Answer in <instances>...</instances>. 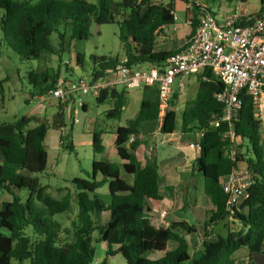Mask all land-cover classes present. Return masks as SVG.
<instances>
[{"label":"trees","instance_id":"16d2710c","mask_svg":"<svg viewBox=\"0 0 264 264\" xmlns=\"http://www.w3.org/2000/svg\"><path fill=\"white\" fill-rule=\"evenodd\" d=\"M180 1L190 9L191 34L188 38H191L199 18L210 9L196 0ZM226 2L234 5L247 0ZM263 8L264 0H261L259 12ZM0 11V48L7 47L23 60L38 61L46 54H54L56 49L51 44L54 34L62 54L66 46L88 40L93 19L98 25H118L124 57L130 68L144 64L160 66L175 54L157 51V37L165 28L175 24L173 6L164 5L160 0H97L96 5L85 0H0ZM62 54L58 55L61 63L64 60ZM91 59L94 64L90 76L94 79L102 78L120 62L119 58ZM84 63L85 55L77 53L76 67L84 68ZM60 74L59 69L55 74L30 73L32 97L42 96L53 89ZM204 77L206 80L199 78L196 96L186 103L181 117L183 133H199L206 129L196 162L198 171L204 176L205 194L212 204L211 211L207 213L204 235L207 238L209 230L229 215L222 180L233 168L245 164L254 183L249 198L234 215L241 230H229L226 237H219L215 242L204 240L198 251L199 257L193 258L186 236L197 234L195 226L172 223L167 230H158L152 225L144 212L143 202L145 199H160L159 167L155 158H148L145 166L138 168L134 154L143 139L142 133L147 132L145 126L159 124L160 119L158 91L146 87L137 118L116 131L117 154L124 162V173L133 177L132 185L121 178L117 165L95 160L91 180H72L76 194L68 191L62 199H54L46 193L47 188L36 176L47 169L44 142L49 124L35 117H25L18 123H0V193L12 197L10 202L0 203V264L25 261L30 264H93L95 235L106 245L107 256L121 255L127 264H238L235 254L242 249L248 251V264H254L253 254L264 253L262 122L256 116L253 97L242 94L243 107L234 124L239 152L235 161L230 160L228 142L224 139L225 127L207 128L209 119L222 113L216 95L223 90V84L211 72ZM109 99L115 103L108 117L121 120L125 93L103 92L96 103L102 105ZM174 105V101H170V109L159 129L160 135L171 136L177 130V113L171 108ZM32 123L34 127H31ZM52 126L57 130L67 127L59 111ZM102 135L98 131L93 134L95 155L105 151ZM132 137L134 141L130 142ZM61 139L64 151L74 150L71 131ZM241 149L245 154L240 153ZM27 171L29 176L24 175ZM98 175L103 179L97 180ZM105 185L109 186V204L96 194ZM21 190L29 191L26 201L19 195ZM91 194L95 195L91 197ZM73 201L78 212L70 227L66 228L56 217L68 213ZM102 212L109 214V220L106 224L97 225L93 215ZM170 242L176 244L175 249L168 250Z\"/></svg>","mask_w":264,"mask_h":264},{"label":"built area","instance_id":"2783aa9c","mask_svg":"<svg viewBox=\"0 0 264 264\" xmlns=\"http://www.w3.org/2000/svg\"><path fill=\"white\" fill-rule=\"evenodd\" d=\"M234 7L220 15L205 11L199 18L195 33L187 40L185 47L171 55L160 66L147 70L130 68L127 58L120 60L114 70L100 79L91 76L71 79L66 70L71 61L63 60L62 72L54 88L42 96H36L39 104H51L72 123H80L78 115L85 107L88 95L98 99L103 92L124 88L132 92L140 88H155L160 100V119L158 132L166 112L170 109V101L177 81L181 83V91L186 84L184 79L198 76L206 80L207 72L214 74L223 84V90L216 95V101L222 106L220 115H213L207 122V128L225 127L224 139L228 142V154L232 161L236 160V136L234 124L238 121L243 107L241 95L253 97L256 116L264 121V8L261 12L251 14L247 3L238 2ZM174 15L175 22L177 21ZM191 23V20H190ZM75 63V62H74ZM66 121V120H65ZM205 130L197 133L194 147L200 152V141ZM64 138L67 127L59 130ZM170 136L161 135L159 144L170 142ZM134 141V137L130 142ZM62 144V139L61 142ZM253 177L247 168L235 167L222 180V189L227 195L226 212L234 219L243 203L249 198L253 185ZM166 212L162 213L165 216ZM200 245L205 239H198Z\"/></svg>","mask_w":264,"mask_h":264},{"label":"rangeland","instance_id":"374dc122","mask_svg":"<svg viewBox=\"0 0 264 264\" xmlns=\"http://www.w3.org/2000/svg\"><path fill=\"white\" fill-rule=\"evenodd\" d=\"M90 5H96L97 0H85ZM170 1V0H169ZM209 7L212 13L216 15H220L226 12L225 8L227 2L226 0H196ZM164 5L168 2V0H160ZM247 7L251 14H256L259 12L261 8V0H247ZM168 4V3H167ZM2 15V11H0V16ZM170 29L172 26L169 27ZM166 43V41L164 42ZM51 44L55 47L56 51L54 54H46L43 56L41 60H23L16 53L11 51L5 46L0 48V123H18L23 118H33L39 117L43 121H46L50 126V134H57V130L52 126L53 118L58 113L57 107L51 104H39L38 101L32 97L31 93L33 91V86L29 81L30 73H41L47 72L49 74H55L58 69L62 72L63 64L59 61L58 55L62 54L59 52L60 46L58 42L57 35H53L51 37ZM161 44V42L159 43ZM64 53L62 57L64 60L71 61V65L66 66V70L68 73L74 72L73 68L76 66L74 62L76 61L77 53L85 55V63L84 68H77L75 74V78L80 77L81 75L90 76V71L93 67L92 57H107L111 59L119 58L120 60L124 58L125 52L123 48V43L119 38V27L117 24H107V25H98L93 19L90 37L85 41H78L73 43L71 46H66L64 48ZM75 65V66H74ZM151 67L149 64H144L143 66L138 67V69L147 70ZM198 77V76H197ZM200 77H198L199 80ZM185 82L189 83L188 92H185L176 104L175 111L178 116L177 130L181 128V117L183 109L186 106L187 101L191 100L195 97L199 82L196 79V76H192L184 79ZM136 92H141L142 89H136ZM140 94V93H139ZM189 97V98H188ZM85 102L88 104L89 109L87 113L80 111L78 118L80 120L79 124L73 125L76 128L82 129L81 127L88 123L90 119L96 121L95 131L106 133L107 131L116 132L120 125H126L125 119L133 118V113L140 109V102L134 100V97L129 96L127 93L125 95V103L126 106L125 115L123 120L111 119L108 117V113L114 108V102L112 99H109L106 103L102 105H97L96 101L93 99L91 95L86 96ZM38 119V118H37ZM39 119V120H41ZM41 120V121H42ZM67 129H70L71 121L65 117ZM32 127L35 124H31ZM152 130H157L160 126L159 124H151ZM59 132V131H58ZM149 132V131H147ZM146 133V132H145ZM112 137V136H111ZM114 137V135H113ZM102 138V137H101ZM107 151L105 156L107 157L108 152H110L111 142L106 140ZM103 143V142H102ZM110 143V144H109ZM262 143L264 145V121H262ZM111 146V147H110ZM236 149V147H235ZM237 150V151H236ZM236 153L239 152L236 149ZM240 153L245 154V150L241 149ZM59 158H57L56 154L49 152L48 158V166L46 171L43 174L36 175L40 184H51L52 189L49 192V196L54 199H62L63 193H58L55 191L54 187L58 186L60 188L70 187L73 188L69 182H66V179H72L79 175L76 172V168L80 161L83 163V166L88 168H92V162L89 163L91 155H84L81 151L80 153L74 152L70 153L68 151H60ZM1 156V155H0ZM58 162V166L55 167ZM79 168V167H78ZM81 177V176H79ZM133 179L132 176H129ZM20 197L23 201H26L29 196L28 190H21L19 192ZM95 194H91L93 197ZM108 196V195H107ZM100 197V196H99ZM102 199H106L110 201V196H103ZM145 202H143V207H145ZM78 212V207L76 203H73L71 210L68 213H65L61 216H57V220H61L63 225L68 228L70 227L71 221L76 217ZM106 212H102L100 214L104 215ZM109 216L108 213H106ZM94 220V215H93ZM95 222V221H94ZM226 223H220L217 227L216 231H220L223 237L227 236L229 230L239 231L241 230V225L238 221L228 220L226 219ZM217 225V224H216ZM225 226V227H223ZM192 235H187L186 237H190ZM191 239V238H190ZM99 240V236H94V246H95V258L94 264H102L104 261L107 264H127L126 260L121 255H116L113 257L107 256V248L106 245ZM199 243V240H198ZM200 244V243H199ZM170 249V248H169ZM172 249V248H171ZM245 249L240 250L236 253L235 257L240 264L248 263V254L244 253ZM191 255L195 256L196 252L190 251ZM244 255L242 256V254ZM13 264H30L29 261H25L23 263L13 262Z\"/></svg>","mask_w":264,"mask_h":264},{"label":"crops","instance_id":"0c3cea01","mask_svg":"<svg viewBox=\"0 0 264 264\" xmlns=\"http://www.w3.org/2000/svg\"><path fill=\"white\" fill-rule=\"evenodd\" d=\"M167 3L173 6L174 12L178 19L171 29L169 27L165 28L163 30V33L160 34L159 37H157V41H156L157 51L177 53L185 47L187 40L189 39L188 37L191 34V26H190L191 14H190L189 6L181 2L180 0H170V1L168 0ZM167 3L166 5H168ZM233 7H234L233 5H226L225 10L229 11ZM165 41L166 43H164ZM160 42L161 44H159ZM75 68L77 69V67L75 66L73 70ZM76 69L74 70V72L77 71ZM74 72L72 71L68 73L69 78L76 79L74 77L76 73ZM83 75H81L80 77H82ZM196 79L199 82L197 76ZM183 84H186V86L182 91H181L180 81H177L175 84L174 94L171 98V101H174L175 104L180 98H182L185 92H188L187 90L189 89L190 84L185 81H183ZM140 89H142L141 92H136L135 90L132 92H126L124 88H118L114 91L118 93L123 92L125 93V95L127 93L129 96L131 95L132 97H134V100L140 102V108H141V103L143 98V88ZM194 98L195 97H193L192 99ZM93 99L96 101V98L93 97ZM187 102L188 101L186 99V103ZM171 108L175 110V105L174 107ZM88 109L89 106L85 102V107L83 108L82 111L84 113H87ZM122 110L123 112H122L121 120H123L125 115V110H126L125 105L123 106ZM139 111L140 109L133 113L132 115L134 116L133 118L131 117L129 119H125L126 124L128 122L134 121L137 118ZM35 118L41 119L39 117H35ZM95 124L96 121L90 119L88 123H86L81 127L82 129L76 128L75 126H73L70 130L68 129L69 132L71 131L72 142L74 146V150L68 152L80 153L81 151L84 155L87 154H89V156L91 155L89 160L92 161H89V163L92 162V168L84 167L83 163L80 161V163L78 164L79 168L78 167L76 168V172L79 175H77L72 179L64 178V180L66 182H69L70 184L72 180L76 178L91 180L93 175V163L96 160L99 162H110L117 165L121 170L120 173L121 178L125 180L126 183H128L129 185H132L133 179H131L128 175L124 173L123 170L124 162L117 154V150L115 147L116 132L107 131L106 133H103L102 144L105 148V151L99 155L94 154L93 134L95 132V127L93 128L92 125ZM124 126L120 125L119 127H124ZM145 129L146 131L149 132L142 133V135H144L143 139L140 145L136 147L134 154L137 160L138 168H143L148 158L150 159L155 158L157 160V164L159 167V174H160L158 179L160 199L159 200L145 199L146 201L145 207H143L144 212L150 219L152 225L158 230H167L172 223H186L188 225L195 226L197 228V234L186 238L190 244L191 250L196 252V255L195 256L193 255L192 257L198 258L200 255L198 253V251L200 250V244L198 243V239L203 238L210 242L217 241L219 237H223L220 231H216L219 224L220 223L225 224L226 219L228 220H233V219L228 216L225 220L216 223L217 225L215 224L209 230V235L207 238H205L204 233L206 230V222L208 220L207 213L211 211L212 204L210 198L207 197V195L205 194L204 176L202 173L198 171L196 166L197 164L196 162L200 157V152L194 147V144L197 141V133L195 132L183 133L180 128V130H176L170 136L171 137L170 142L161 145L158 143L159 140L161 139V135H157V136L152 135L158 132V128L157 130L154 131L151 129L150 125H146ZM58 131L59 130H57L56 131L57 134L54 135V134H50V130H49L44 142L45 150L47 153V166H48L49 152L53 154L55 153L57 158H59L60 151H63L60 143L61 137ZM106 140L111 142V146H112V147L110 146L112 149H110V152H108L107 157L105 156V153L107 151ZM1 162H2V156H0V163ZM57 166H58V162L56 163L55 167ZM239 167L246 168V165L241 164ZM101 179H103V177L101 175H98L97 180H101ZM42 186L47 188L46 191L47 194H49L50 190L53 188L52 185L49 183L42 184ZM54 189L58 193L61 192L63 193L62 198L66 195L68 191H70L72 194H76L74 187L60 188L56 186L54 187ZM96 194L97 196H100L99 198L105 204L110 203L109 200L106 201V199H102L103 196L108 197L110 194L108 185H105L101 189L97 190ZM11 200L12 197L10 195L5 193H0V203L10 202ZM73 203L75 202L73 201ZM163 212H166L165 216H162ZM108 220H109V216H107L106 213H104V215L100 213L94 214V221L95 224L97 225L106 224ZM175 248H176L175 243L170 242L168 244V250H173ZM244 251H245L244 253L248 254L247 250ZM244 253L242 254V256L244 255ZM261 255L262 257L258 258V261L260 262V264H264V253ZM253 262L254 264H258L255 262L254 256H253Z\"/></svg>","mask_w":264,"mask_h":264},{"label":"water","instance_id":"95a60500","mask_svg":"<svg viewBox=\"0 0 264 264\" xmlns=\"http://www.w3.org/2000/svg\"><path fill=\"white\" fill-rule=\"evenodd\" d=\"M24 175L25 176H29L30 175V172H24ZM253 256H254V260H255V262L256 263H258V264H260V262L258 261V258H260V257H262V255L261 254H253Z\"/></svg>","mask_w":264,"mask_h":264}]
</instances>
